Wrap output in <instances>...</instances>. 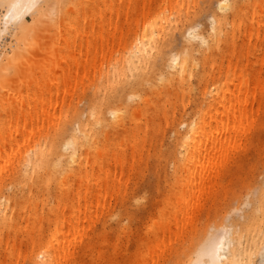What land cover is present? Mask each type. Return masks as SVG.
<instances>
[{
    "label": "bare ground",
    "instance_id": "obj_1",
    "mask_svg": "<svg viewBox=\"0 0 264 264\" xmlns=\"http://www.w3.org/2000/svg\"><path fill=\"white\" fill-rule=\"evenodd\" d=\"M215 1L219 11L204 30L190 18L195 0L144 2L139 13L127 0L124 22L132 27L125 29L111 20L122 0H0V264H81V251L93 247L84 240L88 226L124 189L135 152L150 143L148 131L131 124L147 128L159 110L173 128L174 177L147 226L151 241L139 245L153 258L166 233L183 239L192 199L211 182L247 104L264 91L260 69L244 72L229 57L234 45L221 53L229 18L243 10L237 30L250 25L244 52L255 50L264 0ZM179 20L181 40L166 39ZM195 79L202 104L177 118L170 98L193 91ZM243 216L241 225L216 226L194 250L193 239L182 242V253L193 250L185 264H252L264 254V188ZM97 258H104L99 247Z\"/></svg>",
    "mask_w": 264,
    "mask_h": 264
},
{
    "label": "rangeland",
    "instance_id": "obj_2",
    "mask_svg": "<svg viewBox=\"0 0 264 264\" xmlns=\"http://www.w3.org/2000/svg\"><path fill=\"white\" fill-rule=\"evenodd\" d=\"M122 1L124 4L121 12L118 16L113 15L111 20L112 22L119 21L122 28L125 29L128 25L132 27V24L124 22L123 10L127 0ZM156 1L134 0L135 13H139L144 2L145 4L146 2L155 4ZM91 10L92 7L87 6L86 11ZM190 11L192 22L196 23L199 28L207 30L210 14L219 10L215 0H195L194 6H190ZM247 12L246 10L238 11L237 14H233L229 18L230 23L226 27L221 53L234 45V53L229 57L234 60L237 67L244 72L253 71L254 73L260 69L261 78L264 80V24H259L258 34L252 40V43L256 42L255 50L249 55L244 52V43L245 30L249 29L250 25L243 23L241 29L239 25V30H237L240 17L245 20ZM96 26L98 27V25ZM183 33V24L179 20L166 39L173 36L177 41L181 40ZM8 39H5L6 42L9 41ZM233 40H235L234 44ZM215 55L217 62H220L219 49L216 50ZM205 65L207 71L215 70L212 68L211 62H206ZM222 65H228L226 56L222 59ZM195 85L196 88L193 91L178 98H170L176 104L175 116L177 118L190 113L196 109L197 105L202 104L201 83L195 79ZM18 95L20 96V94ZM151 96L155 106L161 103L156 94ZM83 105L84 102H81L78 106L83 108ZM246 109L247 117L243 120L239 133L232 138L224 156L221 157L211 182L206 185L205 190L197 198L192 199L191 220L183 239L173 235V232L166 233L160 239L161 249L153 258L149 256L147 248L139 245V242L143 238L151 241L152 234L148 231L147 226L151 219H158V210L166 200V189L168 184L173 181V160L175 159L173 128L171 124L165 123L161 110L157 111L154 121L152 120L151 125H148L147 128L143 122L132 123V128L137 127L141 131L140 133L148 131L146 137L150 143L146 142L140 151L135 152V166L127 171L129 175L124 189L110 198L103 213L98 214L93 223L88 226L90 229L87 234L90 236L85 235L84 240L93 247L91 250L83 249L81 251V264H105V260L111 264H185L194 248L216 226L234 225L236 222L241 225L245 219L243 215L246 214L252 201L264 188V91H260L258 99L248 103ZM146 110L147 108L144 107V111ZM172 115L170 110L169 119ZM114 131L121 134L119 128H115ZM130 144L129 141L126 142L124 149L128 162L133 159L130 149H128ZM86 224L88 223L85 222V226ZM190 233H192L191 236ZM192 239L195 243L193 250L182 253L183 245L181 243H188ZM116 242H118V249L114 253L113 247ZM98 247L104 255L103 259L97 258ZM138 250L144 254L141 263H136ZM17 264H29V262L24 258ZM252 264H264V254L256 253Z\"/></svg>",
    "mask_w": 264,
    "mask_h": 264
}]
</instances>
